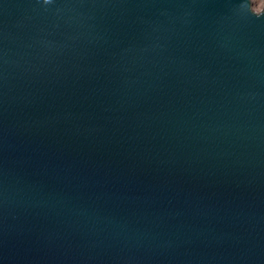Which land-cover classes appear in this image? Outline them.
Masks as SVG:
<instances>
[{
	"label": "water",
	"instance_id": "water-1",
	"mask_svg": "<svg viewBox=\"0 0 264 264\" xmlns=\"http://www.w3.org/2000/svg\"><path fill=\"white\" fill-rule=\"evenodd\" d=\"M0 264H264V9L0 0Z\"/></svg>",
	"mask_w": 264,
	"mask_h": 264
},
{
	"label": "bare ground",
	"instance_id": "bare-ground-1",
	"mask_svg": "<svg viewBox=\"0 0 264 264\" xmlns=\"http://www.w3.org/2000/svg\"><path fill=\"white\" fill-rule=\"evenodd\" d=\"M252 4H254V11L260 12L264 9V0H250Z\"/></svg>",
	"mask_w": 264,
	"mask_h": 264
},
{
	"label": "rangeland",
	"instance_id": "rangeland-1",
	"mask_svg": "<svg viewBox=\"0 0 264 264\" xmlns=\"http://www.w3.org/2000/svg\"><path fill=\"white\" fill-rule=\"evenodd\" d=\"M251 6H252V9L255 10V9H254V4L251 3Z\"/></svg>",
	"mask_w": 264,
	"mask_h": 264
}]
</instances>
